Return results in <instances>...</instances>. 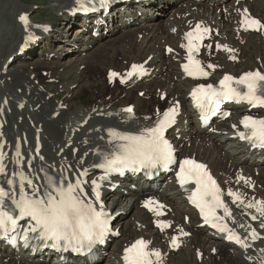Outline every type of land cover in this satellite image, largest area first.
Here are the masks:
<instances>
[{
    "label": "bare ground",
    "instance_id": "6f19581e",
    "mask_svg": "<svg viewBox=\"0 0 264 264\" xmlns=\"http://www.w3.org/2000/svg\"><path fill=\"white\" fill-rule=\"evenodd\" d=\"M54 1L56 2L54 9L63 13L64 22H66L68 13L77 5L76 0ZM154 1L155 3L150 4L149 8L143 9L142 15L147 20L146 23H143L144 19L142 17H138L140 23L124 29L125 23L130 16L135 17L139 10L130 8L128 10L129 13L123 19L115 21V24L118 23V25L114 26L113 30H116L107 37L101 36L95 39L90 36L86 38L85 44L79 41L80 38L61 40L59 44L60 53L57 50L54 56L56 63L49 68V72L46 75L42 74V72L37 73L33 69L28 72L23 69L18 71L12 66L13 63L10 66V62L6 61L9 57L16 55L21 46L30 44V39L28 38H32L38 29L35 22L24 25L19 21V17L25 9L21 8L16 15L20 31L15 42H10L8 37L3 36L0 26V118L6 121L5 133L3 137H0V143L6 139L7 146L11 148V157L8 162L9 173L20 169L21 165H17L15 162L20 159L23 170L37 185L42 186L44 184L45 170L43 165L45 163H48L49 166L45 173L54 177L59 176L61 173L64 175L68 173L73 178L76 174L87 169L90 182L95 176H98V172L93 167L97 162V157L94 155L95 150L98 147L106 149L109 129L137 132L143 127L152 126L157 119L156 111L153 110H155L156 105L162 104L159 97L163 93L168 94L165 105L174 104L175 100H181L184 104L183 113H187L190 105H192V103L188 105L187 102L191 82L183 77L180 71V61L177 59H181L182 49L180 44L182 43V35L185 30L190 28L192 22L205 20L219 29V33L213 37L215 43L211 50V55H209V50L206 51L208 55L206 59L212 60L218 65L214 72L210 71L211 75L207 79L208 82L215 81L217 77L221 76L223 71L242 72L251 68V66L264 70V57L260 56V52L264 54V31L260 34L238 31L240 25L239 16H241L244 9L251 10L254 15L260 16L264 20V0H244L237 3L234 0L220 8L212 7L208 3H202L196 9L192 8L190 0H173L174 3L165 2L166 0ZM16 6L22 7L21 4ZM160 11L162 13H159ZM187 12H189L188 16L185 15ZM162 14L165 16L170 15V17L165 20ZM0 18H2L1 14ZM170 20L172 22L166 27L167 30H164L159 37L155 38L160 31L161 22ZM69 21H73V19ZM48 27L49 24L44 26V28ZM80 27L78 32L81 34L83 30ZM57 28L60 30L62 26ZM53 36L56 37V34H53ZM76 42L81 45L79 49H76L79 44L73 46ZM216 43L227 44L230 48L235 49L236 62L231 63L228 58L229 53L222 50L217 51L215 49ZM46 44L48 43L46 42ZM167 44L174 48V51L169 54H166L165 45ZM46 46L47 49L50 48L47 51V56H49L55 49L51 48L50 44ZM69 46H72V48ZM55 47H58V45ZM250 48L253 51L249 53ZM33 50H36L35 43L30 44L28 53L31 54ZM108 51H112L111 55H109ZM82 52L85 55L80 56ZM150 56L152 59L146 65L154 68V76H149V78L141 81L134 77L130 84H132V92L146 90L145 94L150 97H147V99H151L153 104H150L149 107L144 105V103L142 104V99L146 98H141L136 94L134 98L136 115L132 116L123 111L127 106L132 105L131 103L115 104L120 90L110 93L109 100L105 101L100 97L109 89L107 85L109 78L107 76L104 82L100 81L99 78H96L100 75L99 71L106 70L107 75L113 71L124 73L129 70L132 64L143 63ZM103 57L108 59V64L105 62L107 65H104L106 59H102ZM247 61L249 64H247ZM74 68L77 70L76 77L79 80L73 83H78L86 77L85 84L81 83L82 85H77L76 88H71L72 90L69 87L65 97H57L52 90L53 84H48L47 81L61 79L65 73ZM37 81H39V84H36ZM45 82L47 85H45ZM94 88H97L100 95L93 102L83 107L82 105H69V98L73 99L75 94H82L85 90L96 91ZM152 91H154V95H152ZM156 95H158V98H156ZM6 99L8 100L7 102ZM61 100L64 101V104H68V107L65 110H61L60 115L54 118L53 114L59 110L58 106ZM233 110L237 113V116L245 111L244 108L238 107ZM146 117L151 119H146ZM187 118L189 120L185 124V117H182L180 125L176 128L178 132L173 133L179 152L184 156H194L205 161L210 165L213 173L224 187L233 188L236 192L242 194L245 201L244 204L233 203V199H229L233 210L231 220L239 231L246 232L249 230L250 225H254L258 232L264 234L262 231L264 227L261 226L264 224V217H261L254 208L245 207V204L253 200L255 196V200L264 201V165L258 166V168L252 167V163L242 161L240 156L235 154L236 151L242 152L245 147L238 141L240 139L238 135L234 137V132L230 128V124L235 123L234 121L231 120L228 125L225 122L219 123L210 134H206L192 118ZM32 120L36 122L35 127L31 125ZM82 123L86 124L82 128V132L79 133L75 129L81 126ZM36 128H43L44 147L39 157L32 155L36 147L34 142ZM178 133L182 134L180 139H178ZM20 139L25 144L23 150L25 158H21V156L16 158L15 150L21 145ZM71 143L72 145L69 146ZM76 148H78V153H75ZM29 162L33 170L30 169ZM221 163L225 166L224 168L219 167ZM241 169L242 172H240ZM257 170L260 171L258 176L256 175ZM241 176L249 182L245 183V180L238 181V177ZM167 185H170L176 191L178 197L174 201L166 195L160 196L162 202L172 207L169 216L162 219L175 221L174 227L165 231L156 230L154 228V217L148 216L146 210L140 206L146 201L145 194L133 192L134 202L132 207L128 208L129 200L123 199L124 189L116 193L106 190L108 193L107 198L114 205L113 212L127 209V213L120 214L117 223H115L120 228L122 237L115 240L116 247L110 250L107 255L106 264H122L120 258L123 254L125 243H130L134 238L140 236L153 239L155 245L162 246L166 244L165 252L168 254L166 256L162 252V264H198L196 257L198 252H203L205 259L224 253L226 257L228 256L229 259L236 260L240 264H253L251 260L256 257L259 259L258 264L264 261V251H262L264 250V240L254 243L253 247L248 250L238 248L239 251H229V245L224 242L223 237L210 232L205 227H198L199 222L195 221V214L186 205L183 195L177 191L172 176L168 178ZM112 186L113 183L110 184L109 189ZM253 186L254 190H251ZM85 188L90 191L89 185H86ZM118 203L124 206L120 207ZM133 207H135L133 214L138 221L131 223L130 221H125L122 224L121 218H127ZM121 208L125 210H121ZM185 215L191 216L189 224L184 222ZM253 215H256L259 221L250 224ZM178 226L186 228L190 233L185 239L180 241L179 250L174 252L169 250L171 239L167 242V233L176 232ZM208 245L211 248L205 249V246ZM214 246L218 247L216 254L211 252ZM8 255L6 249H0V264L39 263L34 258L29 261L26 254L22 255V260ZM45 264H56V262L53 260ZM201 264H206V261Z\"/></svg>",
    "mask_w": 264,
    "mask_h": 264
},
{
    "label": "snow or ice",
    "instance_id": "6c2138e0",
    "mask_svg": "<svg viewBox=\"0 0 264 264\" xmlns=\"http://www.w3.org/2000/svg\"><path fill=\"white\" fill-rule=\"evenodd\" d=\"M76 2L79 8L83 9L88 0H76ZM108 2L109 0H99L101 6ZM241 15L240 27L243 31H264V22L252 17L247 9H244ZM19 19L27 25L26 15H21ZM211 33L212 30L202 23H197L192 30L185 33L186 43L181 47L185 49L186 56L181 67L185 75L193 80L207 79L211 75L209 70L214 72L218 67L214 63L205 65L197 58L201 47L209 50L211 55L213 44L203 43L204 40L211 39ZM215 49L229 53L230 60L237 59L236 50L227 44L216 43ZM168 51L173 50L168 49ZM146 73L147 69L144 65L133 64L131 71L126 73L120 82L126 83L133 76H143ZM118 75L117 72H110L109 80ZM190 96L195 107L204 114L205 118L207 115L219 112L221 105L226 102L247 104L250 109H264V71L259 69L247 71L239 77L225 74L218 84H197ZM161 99H164V96H161ZM178 107L177 102L162 114L157 110L155 123L137 132L109 129L106 149L98 147L94 153L97 162L93 167L102 170V175L90 182L81 178L88 175V170L85 169L75 180H70L63 173L57 177L45 173L44 184L37 185L23 170L20 159L15 161L17 165H21L20 169L9 173L4 163L5 154L0 150V237L10 238L13 244L22 240L25 247H29L32 240H36L43 246L64 251L71 249L76 253L91 252L95 245L104 242L110 231L111 217L101 199L103 181L108 180L114 173L122 174L126 169L133 171L146 169L148 174H151L152 170H168L170 166L178 165L177 182L186 191H189L187 185H194L188 199L200 210L205 223L220 232L227 233L229 240L235 241L244 248L249 247L246 240L224 223L225 218L231 217V210L224 203L222 189L207 166L193 158L179 161L176 159L175 150L165 133L175 123ZM123 111L132 113L133 109L128 107ZM146 119L151 118L146 117ZM240 125L243 130L237 132L238 137L248 141L254 148L264 149V117L244 115ZM233 128H236V125H233ZM2 147L3 145H0V149ZM16 155L19 158L21 154L17 151ZM239 180L249 182L242 176L238 177ZM86 184L90 186V191L85 188ZM228 195L233 198V203H245L239 192L229 189ZM143 206L156 217L164 215L165 206L152 198L144 201ZM245 207L254 208L261 217H264V201L253 198L245 204ZM218 209L223 210V216L217 215ZM257 218L256 215L252 216L253 220ZM21 221H25V224L22 225ZM155 226L160 231H164L172 225L170 221L157 219ZM261 226L264 227V224ZM178 232L183 236L189 235L182 228H179ZM249 235L253 240L258 238L255 229H252ZM178 241L179 236L172 237L171 246L179 247ZM150 245L151 241L141 237L125 247L122 258L124 264H162L161 251Z\"/></svg>",
    "mask_w": 264,
    "mask_h": 264
},
{
    "label": "rangeland",
    "instance_id": "374dc122",
    "mask_svg": "<svg viewBox=\"0 0 264 264\" xmlns=\"http://www.w3.org/2000/svg\"><path fill=\"white\" fill-rule=\"evenodd\" d=\"M14 2H17V0H13ZM21 1V5L25 8V9H27V10H29V11H31L32 12V15H35V18H36V20L37 21H40V22H42V21H46V20H49L51 23H53V24H55L56 26L57 25H61V22H62V19H58L57 18V15H58V13H61L60 11H58V10H56V9H54V5H55V1L54 0H20ZM18 3V2H17ZM17 4H13V2H12V0H0V11L3 13V14H1L2 15V18H0V26H1V33L3 34V36H6V37H8V39H9V41L10 42H15V40L17 39V37H18V34H19V31H20V27H19V25H18V23H17V19H16V16L15 15H17V13H19L18 11L21 9V8H23V7H19V6H16ZM157 9V8H156ZM155 9V10H156ZM5 11H7V12H5ZM58 13H57V12ZM157 11H159V10H157ZM159 13H162V11H160ZM171 14H172V12H171ZM160 16H161V14H159ZM163 16H165V15H163L162 14V17ZM5 19V20H4ZM15 19V20H14ZM56 19V20H55ZM4 20V22L2 23V21ZM16 21V22H15ZM170 22H172V20H170V21H163V22H161V28H160V31L157 33V36H155V38H157V37H159L160 36V34H162V32L164 31V30H167V28L166 27H168V25H169V23ZM46 23H49V22H46ZM43 24H45V23H43ZM15 25H17V30H16V28H15ZM64 25H67L68 26V28H70L69 29V31H68V29H67V26L65 27ZM75 25H78L77 23L75 24V22H74V20L73 21H68V22H62V31L64 32V36H63V38L64 39H67V37H66V34H69V32H70V30L75 26ZM77 27V26H76ZM80 26H78L77 28H76V30L74 29H72L71 31V33L69 34L70 35V37H73L74 35H75V32L77 31V33H79L78 32V28H79ZM81 28V27H80ZM83 32V31H82ZM76 33V34H77ZM128 33V32H127ZM126 33V34H127ZM82 34V33H81ZM80 34V35H81ZM68 35V36H69ZM128 35H130L129 33H128ZM128 35H125V36H128ZM82 36V35H81ZM82 38V37H81ZM80 38V42L81 43H86L85 42V40H82ZM70 40H72V39H70ZM56 43V42H55ZM60 44V43H59ZM75 44V45H74ZM73 44V46H76V45H78L79 43H74ZM47 44L46 43H44V45L42 46V50H46L47 49V46H46ZM79 46H81L80 44L78 45V48H76V49H79L80 47ZM69 47H71L72 48V46H69ZM52 48V47H51ZM53 48H55V51L56 50H58V53H60V51H59V48H60V45H58V47H53ZM74 48V47H73ZM50 49V48H49ZM49 49H47V51L49 50ZM35 51L36 50H33L32 51V53L31 54H29L28 56H31V57H29L28 59H25V60H21V61H18L17 62V64H14L15 65V67H17L16 69L19 71V70H22L23 68H25L26 70H27V72H28V70H29V66L31 65V63L32 64H34L33 66H35L34 68L36 69V71H37V73H40V71H38V69L40 70V68H42V67H45V68H47V67H51V66H53V65H55V63H56V61L54 60V58L53 59H51V60H47V59H41V58H39V56L37 55V54H34L35 53ZM47 51H46V53H47ZM251 51H253V49L252 48H250L249 49V53L251 52ZM110 54L109 55H111V53H112V51H108ZM74 55V54H73ZM82 55H85L84 54V52H82V54L80 55V56H82ZM263 55V56H262ZM57 56V55H56ZM71 56V55H70ZM260 56L261 57H264V54H262V52H260ZM38 58V59H37ZM99 58H101L100 56H99ZM67 59H69V58H67ZM102 59H104V57L102 58ZM106 59V60H105ZM104 60V65H107L108 64V59L107 58H105ZM93 60V59H92ZM107 64H106V63ZM247 64H249L248 63V61H247ZM32 66V65H31ZM253 66H251V68H252ZM21 68V69H20ZM25 69H23L24 71H26ZM32 70V69H31ZM31 70H29V71H31ZM46 70V69H45ZM76 68H74V69H72L71 71H66L67 73H65L64 74V76L63 77H65V78H61V80L59 81V83H57V86H61V85H63V83H65V81L67 80L66 78H68V81L69 82H71L70 84L72 85V83L73 82H75L76 80H79V78L78 77H75V75L77 76V73H76ZM74 74V75H73ZM106 75H107V71H106ZM105 76V71H103L102 70V72H101V74L99 75V76H97L96 78H99V80L100 81H105L106 79H107V77H104ZM84 77V76H83ZM87 80V78L86 77H84L80 82H78V84L77 85H82L83 83L85 84V81ZM47 83H48V81H47ZM82 83V84H81ZM66 84H68L67 82H66ZM73 84H75V83H73ZM107 85H109V83H107ZM53 86H54V84H53ZM66 86V85H65ZM101 86V85H100ZM99 86V87H100ZM77 87V86H76ZM116 87H114V88H112V89H115ZM71 89V88H70ZM94 89H96L97 90V88H94ZM58 91L60 90V89H57ZM72 90V89H71ZM86 92L87 91H90V90H85ZM84 91V92H85ZM92 91H94V90H92ZM92 91H90L89 93L93 96V97H98V94H99V92L98 91H94V92H92ZM83 92V93H84ZM107 92V93H106ZM106 92L105 93H103L102 95L103 96H100L102 99H104L105 101L106 100H109L110 99V93H113V92H115V90H109V91H107L106 90ZM132 89L130 90V91H128V93H127V95L126 96H123L122 95V93L121 92H119V96L116 98V100H115V104L116 105H119V104H124V103H126V102H129V103H131V102H133V104H134V98H135V96H136V93L133 91L132 93ZM56 93V92H55ZM76 94V97H75V99H74V97H73V99L74 100H72L71 98H69V100H68V102L70 103V101H71V105L72 106H75V105H78V106H81L82 105V107L83 106H85L86 104H87V102H89V103H91V102H93L94 101V99L95 98H93L92 99V101H91V98L90 97H88L87 96V94L85 93V94ZM123 93H126V92H123ZM155 93H154V91H152V95H154ZM82 96V97H81ZM130 96V98H128ZM137 96H139V95H137ZM96 97V98H97ZM128 98V99H127ZM142 98V97H141ZM156 98H158V95H156ZM71 99V100H70ZM143 100V102H142V104L144 103V105H146V106H150V104H153V102H152V100L151 99H142ZM81 101H83V104L82 103H78V102H81ZM91 101V102H90ZM166 101V100H165ZM165 101L164 102H162V104H160V105H164L165 106ZM88 103V104H89ZM87 104V105H88ZM153 111H155V110H153ZM48 148H49V146H48ZM226 164H227V162H226ZM219 167H225L222 163L221 164H219ZM124 199V198H123ZM126 201H128L127 200V197H126ZM124 206V205H123ZM122 206V207H123ZM180 209H182V208H180ZM135 212V208H133V210H132V214ZM133 217V218H132ZM126 219H128V220H126ZM134 219V216L132 215H129L127 218L126 217H122L121 218V220L123 221V222H121L122 224L125 222V221H129V220H133ZM113 247V243L111 244V246H110V249L112 250V249H114L115 247H116V244L114 245V247ZM211 248V246L210 245H208V246H205V249H210ZM221 255V257H223V258H226L227 260H230V262H235V263H237V264H240V263H238V261H236V260H232V259H229L228 258V256L226 257V255H224V253H222V254H219V255H214V256H211V257H209L208 259H205V257L203 256V259H202V261L201 262H199L198 261V264H201L202 262H204V261H206V264H212L213 262H214V260L218 257V256H220ZM194 259H195V257H194ZM198 260V259H197ZM204 260V261H203ZM178 263H179V261H178ZM220 263H223V261H221Z\"/></svg>",
    "mask_w": 264,
    "mask_h": 264
}]
</instances>
